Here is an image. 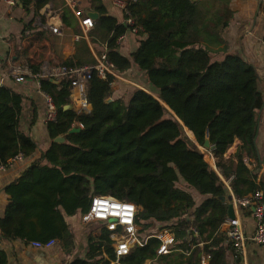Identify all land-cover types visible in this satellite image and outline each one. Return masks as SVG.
<instances>
[{
  "label": "trees",
  "instance_id": "1",
  "mask_svg": "<svg viewBox=\"0 0 264 264\" xmlns=\"http://www.w3.org/2000/svg\"><path fill=\"white\" fill-rule=\"evenodd\" d=\"M18 1L25 8L33 2ZM51 1L37 0L35 13L41 15L39 9ZM97 1L100 14L91 38L98 34L105 40V56L118 71L131 64L141 69L145 87L168 107L143 87L133 88L127 101L112 98L115 78L103 79L93 71L86 83L91 108L78 114L74 107L64 109L72 101L68 78L57 83L41 78L40 89L50 95L57 117L46 123L49 145L4 187L9 197L0 216V264H8L3 241L54 239L68 251L73 235L66 217L86 212L94 195L134 203L139 233L169 226L185 250L203 241L210 264H225L229 244L221 230L228 218V203L220 199L228 193L224 180L236 196L261 189L264 204V181L245 163V158L250 164L257 159L254 138L264 89L251 64L235 54L217 58L220 50L212 48L223 43L232 16L229 0H215L213 6L200 0H127L129 16L124 13V18L131 17L144 36L130 57L119 52L117 39L131 26L106 15ZM95 62L92 58L64 65ZM22 103L19 91L0 86V164L19 153L31 156L37 149L19 127ZM78 123L83 125L79 131L69 132ZM59 135L64 141L54 142ZM206 136L215 156L198 147ZM235 139L240 144L225 159ZM217 157L221 162L216 170L209 163L216 164ZM158 242L148 238L117 264H141L142 258L156 255ZM113 259L112 241L100 227L89 230L84 256L61 264H111Z\"/></svg>",
  "mask_w": 264,
  "mask_h": 264
},
{
  "label": "crops",
  "instance_id": "2",
  "mask_svg": "<svg viewBox=\"0 0 264 264\" xmlns=\"http://www.w3.org/2000/svg\"><path fill=\"white\" fill-rule=\"evenodd\" d=\"M32 1L29 7L25 8L19 4L18 0L13 6L0 0V86L12 87L23 95L19 127L21 131L29 134L37 145L36 151L31 156L22 155V157L14 159L4 169L0 168V216L3 215L9 197L4 192V187L15 180L33 159L39 157L41 150L51 142L47 133V124L44 121L43 91L40 89L37 77L27 73L40 72L43 64H74L78 61L96 59V56L106 55L107 52L106 42L100 35L95 34L94 40L91 38L93 28L86 34H82L77 17L71 9L65 6L64 0L50 2V6L58 10V16L47 18L49 23L61 25V34H53L45 26L33 23V17L38 14L35 13L36 9L34 8L37 0ZM200 1L207 6L217 4L215 0L213 2L211 0ZM98 2L97 0H78V6L85 14L89 10L100 14L97 10V6H100ZM100 2L106 15L115 17L120 23L124 22L122 9L116 6L112 0H100ZM229 7L232 16L229 25L222 33L223 43L214 45L212 48L220 50L216 55L217 58H221L223 54H235L251 64L259 75L261 88L264 89V0H229ZM39 12H42V8L39 9ZM143 37L127 30L117 39L119 52L130 57ZM160 62L158 60V64ZM18 67L26 71L22 72L24 80L17 81L13 76V70ZM33 68L37 70L33 71ZM118 74L112 85V98L122 97L127 101L133 88L145 86V73L135 64H131L126 70L118 71ZM71 100V104L75 108V99L72 97ZM263 119L264 102L259 111L255 136L257 159H250L252 161L250 164L245 158L252 168L255 167L254 171L258 181L260 179L264 181V164L260 161L264 158ZM239 144L240 141L235 139L233 146L228 148L229 150L224 153L223 157L228 159L233 155ZM198 147L200 148L199 145ZM217 158L216 164L210 163L216 169L221 162V159ZM226 202L228 203L227 200ZM234 215L240 217L244 233L248 238L244 256L245 264H264V244H258L249 239L256 227L251 208L235 207ZM66 222L73 235V243L71 247H68V251L57 241L47 248H38L20 240L3 241L1 248L7 253L8 264H61L63 261L84 256L87 247V234L91 230L89 225L80 220L79 213L67 216ZM221 230L226 234L224 222L221 224ZM194 234H197V230ZM225 244L228 243L225 242ZM205 252L207 251L203 248V241L191 245L189 250H185L176 242L169 254L144 257L141 264H198ZM235 263L233 249L227 245L225 264Z\"/></svg>",
  "mask_w": 264,
  "mask_h": 264
},
{
  "label": "built area",
  "instance_id": "3",
  "mask_svg": "<svg viewBox=\"0 0 264 264\" xmlns=\"http://www.w3.org/2000/svg\"><path fill=\"white\" fill-rule=\"evenodd\" d=\"M9 6L16 4V0H4ZM112 2L120 7L123 13L128 14L127 0H112ZM65 6L72 10V13L77 17L80 30L82 34H86L93 28L94 20L83 12L78 6V0H64ZM58 16V10H55L50 6L48 2L43 8L41 15L33 17V23L35 25L45 26L53 34H61V25L49 23L48 17ZM129 16V14H128ZM44 18V19H42ZM126 25L131 26L129 29L131 32L137 33L139 26H135L134 20L131 17L124 18ZM123 35V34H122ZM79 37V35H77ZM96 62L94 64H85L79 66H66L64 64H43L40 68V72L36 74L27 73L41 78H68L70 74H73V78L69 79L70 89L72 97L75 99V109L77 113L87 112L90 109V103L86 97V83L93 71L97 76L105 79L108 75L116 78L118 70L115 65L107 60L105 55L96 56ZM26 72L20 67L13 70V76L17 81L24 80V74ZM43 97L45 101V116L44 121H55L57 117V110L55 105L47 93L43 91ZM82 127V123L73 124V127ZM203 148L213 154L210 148ZM203 153L202 149H200ZM204 154V153H203ZM23 154L19 153L7 161V164H0V168L4 169L14 159L22 157ZM215 168V167H213ZM216 169V168H215ZM217 170V169H216ZM224 183L228 189V192L233 196V204L235 207L243 206L250 208L254 207L252 213L255 221V231L249 239L252 242L258 244H264V204L261 202L263 192L261 189H254L253 192L244 195L236 196L229 186V181L224 180ZM138 211V207L129 201L120 200L110 195H94L91 198L89 208L86 212L80 215V220L85 223H99V227H104L112 241V247L114 251V259L111 264H117L120 259L129 254L130 251L136 246H143L146 244L148 238L155 237L159 242L156 249V256L167 255L172 251V248L176 244L175 233L171 227L166 226L159 228L152 234L139 233L138 226L135 222V215ZM224 223L226 224V239L225 242L232 246L233 255L236 260L235 264H245V250L247 237L243 230L241 219L238 215L233 218L228 217ZM190 229L196 233L194 227ZM56 243V240L50 239L45 242L32 241L31 245L38 248H47ZM211 254L205 252L198 264H210Z\"/></svg>",
  "mask_w": 264,
  "mask_h": 264
},
{
  "label": "water",
  "instance_id": "4",
  "mask_svg": "<svg viewBox=\"0 0 264 264\" xmlns=\"http://www.w3.org/2000/svg\"><path fill=\"white\" fill-rule=\"evenodd\" d=\"M87 15H89L93 20L97 19L98 16H99V14H98L96 11H93V10H89V11H87ZM71 78H73V74H70V75L68 76V79H71ZM50 80H51L52 82H54V83H57V82H58V79H55V78H50ZM146 92H147V91H146ZM147 93L151 94L150 92H147ZM151 95L154 96L153 94H151ZM154 97H155V96H154ZM155 98H157V99H158L163 105H165L166 107H168V106H167L162 100H160L158 97H155ZM110 100H111V97H108V98L105 99L106 102H109ZM72 107H73V106H72L71 103H69V104H67V105H64V109H69V108H72ZM181 123H182V125L184 126V123H183V122H181ZM186 129H188V128H187L186 126H184V130H185V132H186L187 137H188L191 141H193V142H195V143L197 144V142H196V138H195L194 134H193V138H191L190 135L187 133ZM77 131H79V128H78V127H72V128L69 130V132H77ZM190 131H191V130H190ZM191 132H192V131H191ZM254 140H255V138H254ZM53 141H54V142H62V141H64V136L59 135V136L53 138ZM203 147H204V148H209V147H210V141H209L208 136H206V138H205V141H204ZM260 161L264 164V158L261 159ZM245 163L247 164L248 167L251 168L250 164L247 163V161H245ZM220 199L223 200V201H225V200L228 201V217L233 218L235 215H234V204H233V196H232V194L228 192L226 195L221 196ZM250 208H251V210L253 211L254 207L251 206Z\"/></svg>",
  "mask_w": 264,
  "mask_h": 264
},
{
  "label": "rangeland",
  "instance_id": "5",
  "mask_svg": "<svg viewBox=\"0 0 264 264\" xmlns=\"http://www.w3.org/2000/svg\"><path fill=\"white\" fill-rule=\"evenodd\" d=\"M143 87L146 88L145 86H143ZM140 88H142V87H140ZM147 90H148V88H147ZM148 91H149V90H148ZM148 91H147V92H148ZM149 92L151 93V91H149ZM151 94H152V93H151ZM231 146H233V144H232ZM231 146L229 147V149L231 148ZM200 149H201V148H200ZM229 149H228V150H229ZM228 150H227V151H228ZM227 151H226V152H227ZM209 164H210V163H209ZM88 225H89V228L92 229V230H97V229L100 228V227H99V223H88ZM84 227L87 228L86 226H84ZM87 229H88V228H87Z\"/></svg>",
  "mask_w": 264,
  "mask_h": 264
}]
</instances>
